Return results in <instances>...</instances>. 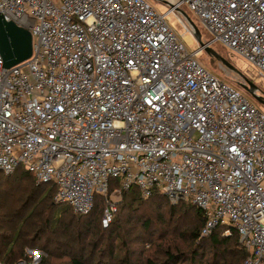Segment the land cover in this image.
Segmentation results:
<instances>
[{
  "label": "built area",
  "instance_id": "2783aa9c",
  "mask_svg": "<svg viewBox=\"0 0 264 264\" xmlns=\"http://www.w3.org/2000/svg\"><path fill=\"white\" fill-rule=\"evenodd\" d=\"M184 6L211 35L196 52L168 24ZM0 13L33 37L28 61L0 56V172L23 167L78 215L103 196L104 228L123 192L158 190L203 212L202 238L235 230L243 264H264V112L198 59L219 45L264 82V0H180L165 15L147 0H0ZM27 256L16 264L42 259Z\"/></svg>",
  "mask_w": 264,
  "mask_h": 264
},
{
  "label": "trees",
  "instance_id": "16d2710c",
  "mask_svg": "<svg viewBox=\"0 0 264 264\" xmlns=\"http://www.w3.org/2000/svg\"><path fill=\"white\" fill-rule=\"evenodd\" d=\"M201 27L204 41L210 40ZM218 48L226 49L214 47L224 57ZM117 187L111 181L109 193ZM55 193L51 185H37L23 167L0 172V264L27 260V250L42 253L39 264H243L249 256L238 233L225 235V226L202 238L203 212L192 203L171 205L158 190L149 198L136 189L123 192L108 228L102 225L103 196L95 197L88 215H78L56 204ZM189 242L195 247L184 249Z\"/></svg>",
  "mask_w": 264,
  "mask_h": 264
},
{
  "label": "rangeland",
  "instance_id": "374dc122",
  "mask_svg": "<svg viewBox=\"0 0 264 264\" xmlns=\"http://www.w3.org/2000/svg\"><path fill=\"white\" fill-rule=\"evenodd\" d=\"M147 1H149L152 4V6L157 10L158 13L165 15L170 10V8H172V6H175L180 0H157V1L147 0ZM178 10H182L183 12H185L191 18V20L195 23V25L198 27V29L201 32L202 25L196 19L194 14L191 13L190 10L186 6H184L183 8H179ZM179 17H181L179 13H174V14L172 13L168 15L169 26L176 33V35L182 41H184L185 45L187 46L190 52L199 51L200 46L195 40L192 41V44H189L186 41L185 37L188 36V34H186L187 33L186 28L183 26V24L179 20ZM203 32L205 33L204 30ZM207 37L208 35H206L205 39ZM202 40L204 41L203 36H202ZM217 51H219L220 54L226 57V60L228 59V61L238 70V72H234L226 68L219 61L212 60V58L209 57V55L206 52H200L198 55V59L200 60L201 64L204 65L212 74H214L215 76H217L224 82L232 85L233 87H236L244 96L250 99L260 110L264 112V106L254 101V99L245 90L241 88V83H245V80L246 79L248 80L249 78L251 79L250 81H252L257 86L260 92L264 91V82L257 77L256 69L252 65H250L248 62L243 60L242 58L233 56L229 54L228 52L224 51L223 49L218 48ZM136 191L139 192L138 189H136ZM198 242L200 241H197V244ZM195 245L196 244L189 242V244H186L184 249H188L190 246L195 247ZM29 251H32V250H27V255ZM33 251H36V250H33ZM206 252H209V251H206Z\"/></svg>",
  "mask_w": 264,
  "mask_h": 264
},
{
  "label": "water",
  "instance_id": "95a60500",
  "mask_svg": "<svg viewBox=\"0 0 264 264\" xmlns=\"http://www.w3.org/2000/svg\"><path fill=\"white\" fill-rule=\"evenodd\" d=\"M157 1V0H155ZM178 12L184 17L193 30V38L199 44L200 49L205 47L202 35L191 18L182 10ZM203 52L216 58L226 68L238 72V70L224 57L219 55L214 48L206 47ZM33 55V37L29 30L24 29L12 21H7L0 13V56L4 69H11L28 61ZM245 90L257 103L264 106V95L260 94L257 86L249 79L241 83Z\"/></svg>",
  "mask_w": 264,
  "mask_h": 264
},
{
  "label": "bare ground",
  "instance_id": "6f19581e",
  "mask_svg": "<svg viewBox=\"0 0 264 264\" xmlns=\"http://www.w3.org/2000/svg\"><path fill=\"white\" fill-rule=\"evenodd\" d=\"M189 44H192V39L188 36L185 37Z\"/></svg>",
  "mask_w": 264,
  "mask_h": 264
},
{
  "label": "crops",
  "instance_id": "0c3cea01",
  "mask_svg": "<svg viewBox=\"0 0 264 264\" xmlns=\"http://www.w3.org/2000/svg\"><path fill=\"white\" fill-rule=\"evenodd\" d=\"M186 39V38H185ZM187 41V40H186ZM188 42V41H187Z\"/></svg>",
  "mask_w": 264,
  "mask_h": 264
}]
</instances>
